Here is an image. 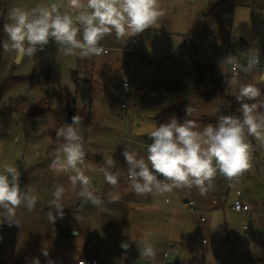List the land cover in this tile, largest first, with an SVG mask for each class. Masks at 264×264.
I'll use <instances>...</instances> for the list:
<instances>
[{
	"label": "rangeland",
	"instance_id": "1",
	"mask_svg": "<svg viewBox=\"0 0 264 264\" xmlns=\"http://www.w3.org/2000/svg\"><path fill=\"white\" fill-rule=\"evenodd\" d=\"M76 1L84 5L71 12V19L80 20L78 61L89 72L82 71L75 86L83 116L75 124L50 117L48 97L9 100L8 112L0 106V263L77 264L79 255L86 259L83 240L69 231L81 230L84 222L85 252L101 251L107 225L97 209L86 207L87 199L122 176L137 178L134 165L146 164L186 181L196 204L203 191L209 192L206 203L213 201L211 210L195 214L201 227L207 225L203 237L178 253L176 264H264V122L248 107L238 110L244 125L216 129L198 122L220 106V97H208L212 78L227 95L262 99V70L244 63L255 55L264 59V0H111V15L99 21L91 0ZM126 21L146 32L122 31L117 23ZM97 45L110 54L96 55ZM130 45L141 56L142 71L133 54L124 59ZM50 49L53 56V44ZM199 76L204 80L198 83ZM15 80L6 78L0 98ZM123 82L138 87L126 117L118 99ZM179 103L187 116L178 127L182 136L170 145L150 143L146 136L156 132V116ZM67 162L82 173L58 169ZM235 200L246 202L250 213L232 212ZM78 202L81 213L71 211Z\"/></svg>",
	"mask_w": 264,
	"mask_h": 264
},
{
	"label": "crops",
	"instance_id": "2",
	"mask_svg": "<svg viewBox=\"0 0 264 264\" xmlns=\"http://www.w3.org/2000/svg\"><path fill=\"white\" fill-rule=\"evenodd\" d=\"M91 1L95 6L97 0ZM75 2L77 1L0 0L1 7L5 11L0 87L9 76L17 78L0 98V106H3L4 112H8L5 107L9 100L30 103L32 100L41 98L47 101L48 97L46 103L48 106L50 103L53 107H50L52 109L50 117L67 123L64 95L66 90L76 92L75 86L78 83L73 81L71 72L76 71L80 81L82 76L80 73L82 71L87 73L88 70L85 63L81 66L78 61L79 47L75 33L80 27V20L71 19V12L83 11L84 5L80 3L78 7L74 5ZM99 17L97 21L100 20ZM126 23L135 24L140 28L135 21H126ZM135 31L138 32V30ZM145 32L144 30L138 33ZM51 44L56 50L53 56ZM127 49L122 51L123 56L124 53L126 54L124 59H134ZM21 50H23V57L18 68H15L14 61ZM141 69L139 67L140 71ZM91 82L89 80V83ZM16 117L24 119L30 116L17 114ZM147 150H152V147ZM57 167L74 171L78 175L82 173L79 168L72 169L68 162ZM134 168L137 178L131 174H128L126 179L122 176L113 188L108 190L103 188L100 200L98 195L94 200L87 199L86 207L94 211L97 209L99 219L103 217L108 228V230L105 228L106 244L101 240V251L95 248L98 251L85 252L87 247L85 229H88L86 222L78 224L81 230L71 228L69 234L72 232V236L82 238L83 252L86 257L84 260L87 261L98 260L100 264H164L166 260L163 254L168 252L170 254L168 262L176 264L175 258L189 251V248L194 246V240L203 237L207 225L205 228L201 227L197 222V215L211 210L212 207L209 204H213V201L206 203L208 191H203L202 194L198 192L199 198L203 201L199 200L196 204V211H190L186 206L187 199L189 196L194 197L195 192L192 188L186 192V181L178 176L176 179H171L168 173H162L146 164L134 165ZM79 204L82 211L83 204L78 202L77 205ZM67 207L68 205L66 210ZM90 210L85 214L86 220L89 218ZM71 211L74 212L75 207H71ZM81 211H75V213H81ZM231 211L239 214L233 209ZM206 222L207 219L201 223ZM100 254L102 259L98 256ZM79 257V260H82V256L79 255Z\"/></svg>",
	"mask_w": 264,
	"mask_h": 264
},
{
	"label": "trees",
	"instance_id": "3",
	"mask_svg": "<svg viewBox=\"0 0 264 264\" xmlns=\"http://www.w3.org/2000/svg\"><path fill=\"white\" fill-rule=\"evenodd\" d=\"M5 35V11L0 3V62L2 58V50ZM138 53V52H137ZM139 54V53H138ZM140 56V55H139ZM141 57V56H140ZM72 79L75 83L79 81L78 73L71 72ZM204 77L199 76L198 83L203 81ZM212 91L209 92L208 97H220V106L217 113L212 117H204L198 122L213 124L216 129L223 125H230L233 122H241L245 124V120L239 115L240 107H248L256 110L257 115L264 122V90L262 91V99L257 101L254 99H244L227 95L224 91L222 82H218L216 78H212ZM219 86V88H218ZM1 94V89H0ZM64 103L67 111V123L75 124L77 120L83 116L84 111L78 107V99L76 92L66 90L64 95ZM184 104L179 103L167 109L156 116V132L147 135L146 139L155 146L170 145L179 140L182 134L178 133L180 123L187 119ZM44 112L33 114V116H43ZM264 126V125H263ZM146 175L147 173L139 172ZM194 199V198H193ZM195 201V200H194ZM196 206V202H195ZM190 210V209H189ZM196 211L194 207L193 210ZM206 220V219H205ZM1 264V263H0Z\"/></svg>",
	"mask_w": 264,
	"mask_h": 264
},
{
	"label": "built area",
	"instance_id": "4",
	"mask_svg": "<svg viewBox=\"0 0 264 264\" xmlns=\"http://www.w3.org/2000/svg\"><path fill=\"white\" fill-rule=\"evenodd\" d=\"M111 0H97V3L94 7V13L95 16L99 17L101 16H108L111 15V11L110 8L108 6V3ZM117 25L119 26V28L123 31V30H127V29H134V30H138L140 31V28L135 25V24H130V23H117ZM214 38L212 36L208 37V39L204 40V43H208V41H212ZM127 51L131 54H133L139 63V67L140 69L144 67L143 62L141 57L139 56V54L137 53L135 47L133 45H130V47L127 49ZM110 51L108 49L103 48L102 46H96L95 47V54L97 55H109ZM244 65H246L247 68H253L256 67V69H261V79L264 82V59L263 57L259 56V55H255L253 57V60H249L246 61L244 63ZM239 68V64L237 63H233L232 66V70L233 71H237V69ZM138 91V87H134L131 88L127 83L123 82L122 83V92L119 95V103L120 106L122 108V110L124 111V117H126L127 112L129 111V109L135 104V93H137ZM147 149H151L150 145H147ZM83 183L84 184H88L89 180L87 178H83ZM92 188V192H96V189L94 188L93 184H91ZM98 199L100 200L102 193L99 192L98 194ZM239 195V193H238ZM168 201V200H167ZM187 208L190 210H193L195 207V201L193 199L192 196H189V198L187 199V204H186ZM232 209L236 212H241V213H250L251 209L250 206L248 204H244L242 201L240 200H235ZM75 211H81V205H77L75 207ZM201 222H205V217H201ZM203 243H206V241H203ZM169 253L165 252L163 254V258L166 260V262H164V264H173L171 262H168L169 259ZM77 264H100L98 260H79Z\"/></svg>",
	"mask_w": 264,
	"mask_h": 264
},
{
	"label": "water",
	"instance_id": "5",
	"mask_svg": "<svg viewBox=\"0 0 264 264\" xmlns=\"http://www.w3.org/2000/svg\"><path fill=\"white\" fill-rule=\"evenodd\" d=\"M246 43L244 41H241V45H245ZM22 57H23V50H21L15 60V63L16 64H19L22 60Z\"/></svg>",
	"mask_w": 264,
	"mask_h": 264
}]
</instances>
